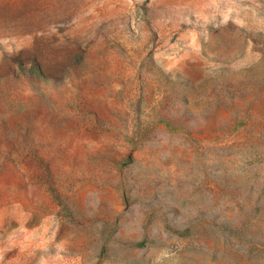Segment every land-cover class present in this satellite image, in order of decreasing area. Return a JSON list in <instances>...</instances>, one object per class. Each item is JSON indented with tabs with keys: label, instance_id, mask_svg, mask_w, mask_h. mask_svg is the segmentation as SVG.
Masks as SVG:
<instances>
[{
	"label": "rangeland",
	"instance_id": "obj_1",
	"mask_svg": "<svg viewBox=\"0 0 264 264\" xmlns=\"http://www.w3.org/2000/svg\"><path fill=\"white\" fill-rule=\"evenodd\" d=\"M0 264H264V0H0Z\"/></svg>",
	"mask_w": 264,
	"mask_h": 264
}]
</instances>
